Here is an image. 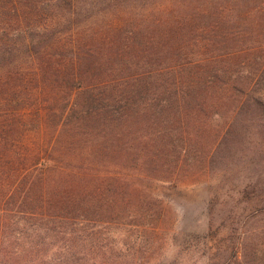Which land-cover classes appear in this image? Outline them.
<instances>
[{"label": "rangeland", "instance_id": "obj_1", "mask_svg": "<svg viewBox=\"0 0 264 264\" xmlns=\"http://www.w3.org/2000/svg\"><path fill=\"white\" fill-rule=\"evenodd\" d=\"M98 7L122 26L118 33L136 37L118 58L113 53L126 40L115 36L110 50L102 43L95 77L112 69L104 77L113 84L120 76L163 73L107 91V104L130 97L118 123L83 125L110 146L108 176L124 164L131 169L120 176L132 185L116 189L109 180L101 200L92 199L89 216L103 224L91 223L79 233L86 239L68 244L71 263L264 264V0H184L188 23L175 30L183 43L171 50L184 52L185 42V56L216 60L188 67L177 80L166 75L168 43L155 29L165 8L152 0ZM175 81L182 92L171 87Z\"/></svg>", "mask_w": 264, "mask_h": 264}, {"label": "trees", "instance_id": "obj_2", "mask_svg": "<svg viewBox=\"0 0 264 264\" xmlns=\"http://www.w3.org/2000/svg\"><path fill=\"white\" fill-rule=\"evenodd\" d=\"M115 1L0 0V264H73L68 244L86 239L88 234L79 233L91 223L103 224L89 216L92 199L101 200L109 180L116 189L132 185L120 176L119 171L131 169L124 164L115 165L118 172L108 176L110 146L83 131L124 119L130 97L116 95L106 103L107 91L116 84L142 86L141 77L163 73L119 74L113 84L104 77L112 69L95 77L104 63L102 48L112 49L115 36L126 40L113 53L117 58L129 50V41L135 44L134 31L118 33L122 26L98 7ZM152 1L166 12L155 28L159 40L168 43L164 50L172 63L166 75L181 79L179 73L188 67L216 60L185 56V42L183 55L171 50L182 34L175 30L188 23L184 0ZM177 82L171 87L182 92L184 85ZM135 169L130 176L138 173Z\"/></svg>", "mask_w": 264, "mask_h": 264}]
</instances>
